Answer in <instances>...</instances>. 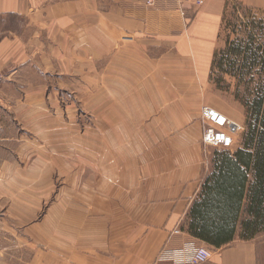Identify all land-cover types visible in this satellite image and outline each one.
Returning a JSON list of instances; mask_svg holds the SVG:
<instances>
[{
    "label": "crops",
    "instance_id": "0c3cea01",
    "mask_svg": "<svg viewBox=\"0 0 264 264\" xmlns=\"http://www.w3.org/2000/svg\"><path fill=\"white\" fill-rule=\"evenodd\" d=\"M232 1L264 10V0H0V264H180L202 246L212 252L202 264H264V238L236 234L215 249L187 226L209 170L200 109L223 111L208 90ZM75 97L89 100L101 184L90 202L44 212L39 187L23 188L38 166L48 180L55 163L86 168L84 153L65 152Z\"/></svg>",
    "mask_w": 264,
    "mask_h": 264
},
{
    "label": "rangeland",
    "instance_id": "374dc122",
    "mask_svg": "<svg viewBox=\"0 0 264 264\" xmlns=\"http://www.w3.org/2000/svg\"><path fill=\"white\" fill-rule=\"evenodd\" d=\"M226 11L227 13L222 25L223 28L220 37L223 46L219 50L217 62L211 73L209 81L211 88L208 90V97H210L211 104L220 106L223 108V111L224 109L229 111L236 120H240L241 124L244 125L245 129L236 138L237 143L233 148V150H235L244 145V135L249 129L248 122L250 121V117L245 107V101L252 103L259 99L260 96H264V10L258 8L253 9L239 3L238 1H232L228 5ZM248 49L251 51L250 54L245 53V50ZM231 70H235V73L242 72L239 70H245L247 75L244 79V84L238 82L237 75L231 72ZM238 92H241L240 96L242 99L237 96ZM244 97L246 98L243 102ZM74 100L76 101V107L74 109L75 115L73 110L70 111L69 123H74L76 120L79 123V126L76 128L78 131L74 129L67 132L69 146L68 150L65 152H68L73 156L77 155L78 152L84 153L82 158H84V161L86 162V168L84 169L83 164L77 165L75 163L74 165V163H65L67 166L65 169L62 168L64 163L63 165L62 163H55L52 172L53 174L50 172L48 180L47 174L45 173V170H43L45 165H39L38 181H33L31 183L24 182L23 188L27 193L28 191H31L34 185L39 187L41 195L38 199L42 211L47 210L49 204L54 203L62 204L64 202H69L76 204L77 202H90L95 197V192L93 191L95 190L96 183L98 182V184H101V182H99L101 178H99L98 174L93 171L91 163L92 159H95L94 155L97 148L100 146L92 141L89 100L87 97H75ZM65 102L67 105L68 103H71L70 105L73 106V101H71V99H65ZM263 116L264 103L261 112L259 113V120L256 121L259 129L263 128ZM74 117H76L75 120ZM78 139H82V143L84 142L83 145L80 142H77ZM204 146L206 148L205 160L209 169L207 174H209L214 156L213 153L218 148L215 149L211 146H206L205 144ZM50 152L48 151L49 154H51ZM60 152V149H52V154L55 157L60 156ZM253 181L254 175L251 173L249 177V187L254 183ZM66 189L70 191L67 192L68 194L64 193ZM248 205L249 198H247L243 206V220H248L251 217ZM259 224L261 225V223ZM257 226L258 224L255 228L258 231H256L252 238L256 237L262 239L264 238V223H262L260 227ZM116 227L117 225H111L108 227L111 228L110 230L114 235L116 233L114 232ZM45 230L47 231V235H49V229ZM241 232L242 225L238 230V236Z\"/></svg>",
    "mask_w": 264,
    "mask_h": 264
},
{
    "label": "trees",
    "instance_id": "16d2710c",
    "mask_svg": "<svg viewBox=\"0 0 264 264\" xmlns=\"http://www.w3.org/2000/svg\"><path fill=\"white\" fill-rule=\"evenodd\" d=\"M250 52L249 49L245 50V53ZM239 71L242 72L231 70L237 75L238 82L244 84L247 74L245 70ZM240 95L241 92H238L237 96L242 99ZM263 103V95L252 103L245 101L250 121L244 135V145L232 151L217 149L213 153L211 171L205 176L188 211L189 233L215 249L232 242L241 225L239 236L248 239L258 231L256 225L260 227L264 223V116L263 128L259 129L256 124ZM251 173L254 183L249 187ZM247 198L251 217L243 220V206Z\"/></svg>",
    "mask_w": 264,
    "mask_h": 264
},
{
    "label": "built area",
    "instance_id": "2783aa9c",
    "mask_svg": "<svg viewBox=\"0 0 264 264\" xmlns=\"http://www.w3.org/2000/svg\"><path fill=\"white\" fill-rule=\"evenodd\" d=\"M151 1V0H150ZM204 0H195L194 4L199 5ZM185 14V13H184ZM6 76L0 73V87L5 81ZM201 118L203 120L202 140L206 146L215 149H224L232 151L237 143V136L245 129L244 125L230 118L226 113L210 105H202ZM179 230L176 231V233ZM212 256L211 249L208 247H199L187 257L179 261L180 264H199L206 262Z\"/></svg>",
    "mask_w": 264,
    "mask_h": 264
}]
</instances>
